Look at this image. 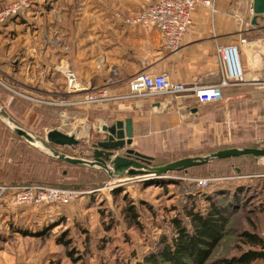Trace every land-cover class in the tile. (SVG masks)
Segmentation results:
<instances>
[{"label": "rangeland", "instance_id": "rangeland-1", "mask_svg": "<svg viewBox=\"0 0 264 264\" xmlns=\"http://www.w3.org/2000/svg\"><path fill=\"white\" fill-rule=\"evenodd\" d=\"M2 59L0 52V66L21 65L14 61V56L7 57L5 62ZM52 68L57 76L63 77L54 83L53 96L36 94L24 79L14 77L11 72L8 77L0 72V105L19 125L36 135L44 136L53 129L80 133L82 138L75 151L58 150L77 157L85 151L84 158H89L88 139L93 142L98 138L92 127L96 104L76 103L80 97L64 90L66 67ZM255 107L256 118L252 123L244 120L248 113L241 107L232 116L227 110L225 125L212 136H199L195 149H157L145 153L153 156L152 166L157 167L231 147L264 149V98ZM63 112H67V117L61 115ZM85 114L89 115L87 120ZM232 117L238 122L232 121ZM2 120L0 173L3 180L9 186H21L24 180L39 179L69 188L76 197L36 212L23 208L0 209V264H137L144 255L158 250L161 237L174 236L172 219H182L190 229L184 207L193 205L207 212L208 196L219 200L229 214L224 236L205 264H225L224 260L247 250L248 246L242 245L238 238L244 231L264 241V159L231 158L191 168L188 175L171 172L160 178L111 181L102 170L69 167L34 148ZM234 123L244 129L234 128ZM249 124L259 127L255 130L261 132L249 134ZM62 171L68 172L67 177L63 178ZM201 181L206 182V187ZM237 188L241 194L239 203L228 205L222 197ZM128 206H133L138 215L139 227L131 225L125 217ZM252 264H264V260Z\"/></svg>", "mask_w": 264, "mask_h": 264}, {"label": "crops", "instance_id": "crops-1", "mask_svg": "<svg viewBox=\"0 0 264 264\" xmlns=\"http://www.w3.org/2000/svg\"><path fill=\"white\" fill-rule=\"evenodd\" d=\"M151 1L36 0L24 16L0 26L2 62L14 56L21 64L0 66V72L24 79L36 94L53 96L54 83L63 77L52 67L69 68L83 87L106 93L107 98L94 105L93 132L130 118L133 138L129 148L149 157L153 156L145 151L195 149L199 136H212L225 125L227 110L232 116L241 107L248 113L244 120L254 122L255 106L264 98V23L258 20L257 26L251 25L252 0H206L212 3V10L198 5L183 46L175 52L165 49L154 28L123 24V19L136 15ZM8 2L0 0V6ZM241 40L256 42L243 47L239 46ZM231 46L239 48L243 82L226 89L220 101L201 102L193 89L221 83L217 48ZM141 72L165 73L185 90L178 96L129 97L127 82ZM84 117L87 120L89 115ZM247 126L250 134H258L255 129L259 127ZM234 128L244 129L235 123ZM101 139L102 133L96 140ZM51 206L0 209L36 212Z\"/></svg>", "mask_w": 264, "mask_h": 264}, {"label": "built area", "instance_id": "built-area-1", "mask_svg": "<svg viewBox=\"0 0 264 264\" xmlns=\"http://www.w3.org/2000/svg\"><path fill=\"white\" fill-rule=\"evenodd\" d=\"M36 0H11L0 7V26L11 18L22 17L34 6ZM200 4L212 10V3L206 0H152L136 15L123 19V24L149 29L154 28L160 34L164 47L175 52L183 46L184 39L192 25L193 12ZM120 19V15H117ZM256 41L241 40L239 46L254 44ZM217 54L223 70V79L217 86L194 88V95L201 102L220 101L223 92L232 85L243 82L244 74L239 59L237 46L218 47ZM67 94H81L78 104L99 103L105 100L106 93L94 88H85L78 81L75 73L64 70ZM128 96L141 98L145 95L168 94L178 96L185 89L174 84L165 73H137L127 82ZM200 184L206 187V182ZM76 197L69 189L52 188L37 185L9 186L2 182L0 174V207L9 209L24 206L61 205Z\"/></svg>", "mask_w": 264, "mask_h": 264}, {"label": "water", "instance_id": "water-1", "mask_svg": "<svg viewBox=\"0 0 264 264\" xmlns=\"http://www.w3.org/2000/svg\"><path fill=\"white\" fill-rule=\"evenodd\" d=\"M253 17L251 25L257 26L258 20L264 23V0H252L251 8ZM67 117V112L61 114ZM0 118L8 124V127L21 139L36 149H41L59 161L73 166L99 169L104 171L111 181L124 179L160 178L170 172L186 171L194 167L207 165L214 161L253 157L255 160L264 159V149L254 147H231L219 150L207 156L185 157L174 162L154 167L153 158L143 155L129 146L132 143V120L126 118L123 121H115L103 126L104 137L90 143L89 158H84L85 151L79 152V156H70L58 150L66 148L75 151L79 146L81 135L68 134L56 129L49 130L44 136H39L19 125L0 105ZM100 123L99 119L94 120ZM245 133V131H240ZM261 132L258 130V133ZM250 134V130H248ZM238 171V170H237Z\"/></svg>", "mask_w": 264, "mask_h": 264}, {"label": "trees", "instance_id": "trees-1", "mask_svg": "<svg viewBox=\"0 0 264 264\" xmlns=\"http://www.w3.org/2000/svg\"><path fill=\"white\" fill-rule=\"evenodd\" d=\"M68 166L74 167L73 165ZM237 170L240 171L241 169ZM189 171L190 169L174 173L188 175ZM61 174L65 178L68 172L62 171ZM107 179L105 176L104 181L106 182ZM1 180L7 184L3 180L2 174ZM21 183L20 185L69 189L54 186L52 183L39 179H27ZM89 188L93 189L94 187L90 186ZM240 195V190L237 188L232 194L224 195L222 199L228 205L237 204L240 201L238 200ZM207 203V212L197 210L193 205L188 209L184 207V217L188 218L190 229L183 223L182 219H172L171 223L175 231L174 236L171 238L161 237L158 250L144 255L142 261L137 262V264H205L222 240L228 224V210L225 206L221 205L219 200L210 196L207 197ZM124 213L131 225L139 227L138 215L135 213L133 206L126 207ZM238 238L242 245L248 246V249L241 252L238 256L224 260L225 264H252L258 260H264V241L258 235L244 231L239 234Z\"/></svg>", "mask_w": 264, "mask_h": 264}, {"label": "bare ground", "instance_id": "bare-ground-1", "mask_svg": "<svg viewBox=\"0 0 264 264\" xmlns=\"http://www.w3.org/2000/svg\"><path fill=\"white\" fill-rule=\"evenodd\" d=\"M83 129V128H82ZM95 133H96V135H97V137L98 138H100L101 137V133H102V136L104 137V135H103V130H97V131H95ZM82 134V133H81ZM84 134V133H83Z\"/></svg>", "mask_w": 264, "mask_h": 264}]
</instances>
